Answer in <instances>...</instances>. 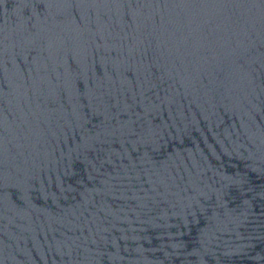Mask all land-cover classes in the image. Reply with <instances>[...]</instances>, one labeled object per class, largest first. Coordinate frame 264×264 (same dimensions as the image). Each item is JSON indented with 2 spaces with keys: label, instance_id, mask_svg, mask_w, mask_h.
Returning a JSON list of instances; mask_svg holds the SVG:
<instances>
[{
  "label": "water",
  "instance_id": "1",
  "mask_svg": "<svg viewBox=\"0 0 264 264\" xmlns=\"http://www.w3.org/2000/svg\"><path fill=\"white\" fill-rule=\"evenodd\" d=\"M0 264H264V0H0Z\"/></svg>",
  "mask_w": 264,
  "mask_h": 264
}]
</instances>
